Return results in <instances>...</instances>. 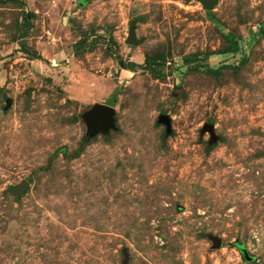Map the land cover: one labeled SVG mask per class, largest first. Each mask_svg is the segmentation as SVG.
Segmentation results:
<instances>
[{
    "label": "rangeland",
    "instance_id": "1",
    "mask_svg": "<svg viewBox=\"0 0 264 264\" xmlns=\"http://www.w3.org/2000/svg\"><path fill=\"white\" fill-rule=\"evenodd\" d=\"M123 263L264 264V0H0V264Z\"/></svg>",
    "mask_w": 264,
    "mask_h": 264
},
{
    "label": "water",
    "instance_id": "2",
    "mask_svg": "<svg viewBox=\"0 0 264 264\" xmlns=\"http://www.w3.org/2000/svg\"><path fill=\"white\" fill-rule=\"evenodd\" d=\"M201 5L202 8L205 10H211L213 6L216 4V0H197ZM127 44L135 45L136 41L134 39L133 33L129 34L127 39ZM113 114L114 110L113 107L103 105V104H96L92 107V109L88 112L86 116V122L89 129V134L96 133L97 131H106L109 128L113 127ZM159 121L166 124L168 127V119L165 116H160ZM212 126L205 125L203 127V131L211 132ZM26 186V182H21L15 187L10 188V192H13L16 195H19ZM213 243L215 247H218L220 242L217 239H213ZM124 264V263H123Z\"/></svg>",
    "mask_w": 264,
    "mask_h": 264
},
{
    "label": "trees",
    "instance_id": "3",
    "mask_svg": "<svg viewBox=\"0 0 264 264\" xmlns=\"http://www.w3.org/2000/svg\"><path fill=\"white\" fill-rule=\"evenodd\" d=\"M236 49H237L236 48V44L233 43L232 46L227 47V48H224L222 50V52H219V54H223V53H227V52H229V53H235L236 52ZM190 59H192V58H190ZM208 71L211 72V70H208ZM149 73L151 75H153V76H156V77L160 76V74L158 72H154V70H151V69H149ZM115 100H116V97H115V95H113L112 98L108 101V103H109L108 105L109 106H112L114 104Z\"/></svg>",
    "mask_w": 264,
    "mask_h": 264
}]
</instances>
